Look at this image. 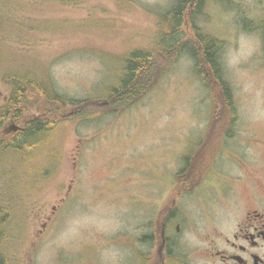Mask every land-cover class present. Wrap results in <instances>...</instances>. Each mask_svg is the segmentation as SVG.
Here are the masks:
<instances>
[{
  "label": "rangeland",
  "instance_id": "374dc122",
  "mask_svg": "<svg viewBox=\"0 0 264 264\" xmlns=\"http://www.w3.org/2000/svg\"><path fill=\"white\" fill-rule=\"evenodd\" d=\"M229 1L218 10L210 4L200 25L224 42L220 61L232 90L235 118L230 121L222 109L211 117L210 125L213 134H218L220 124L229 130L228 147L222 148L218 160L220 169L236 179L251 175L253 167L264 168L262 32L247 31L243 25L244 20L264 24V0ZM32 2L0 0V106L9 93L2 72L22 71L37 60L60 94L71 101H93L89 112L98 115L62 132L58 140L62 159L46 188L39 185L27 191L30 176L26 173L25 178L24 164L18 161L24 171L17 170L21 182L17 188L24 193L17 200L25 213L20 230L14 227L3 249L10 261L121 264V236L133 242L153 215L156 219L173 207L183 209L180 221L186 231L205 229L203 190L198 194L195 184L182 189L177 179L201 139L202 159L207 161L212 139L207 128L208 89L193 75L189 59L180 57L147 95L124 112L102 114V97L117 80L124 44L135 36L149 46L158 16L174 0ZM72 113L65 114L69 118ZM13 127L16 124L4 126L7 139L20 132L21 127ZM48 138L55 146L53 135ZM199 155L188 171L193 182ZM208 160V166H216L214 154ZM13 171L5 168L2 173L9 178ZM236 180L231 182L234 193L243 197L247 192Z\"/></svg>",
  "mask_w": 264,
  "mask_h": 264
},
{
  "label": "trees",
  "instance_id": "16d2710c",
  "mask_svg": "<svg viewBox=\"0 0 264 264\" xmlns=\"http://www.w3.org/2000/svg\"><path fill=\"white\" fill-rule=\"evenodd\" d=\"M33 1L30 4H45L52 0ZM229 2L174 0L169 9L158 16L154 39L149 46L141 45L135 36L130 37L120 57L117 80L102 97V114L118 115L127 110L147 95L180 57H186L193 65L195 78L208 89L211 105L208 130H214L213 124L210 125L214 120L211 117L220 114L222 109L227 111L230 121H233L235 109L232 90L220 61L224 42L200 25L210 4H214L216 7H212L218 10L222 4ZM115 4H121L120 0H116ZM243 25L247 31L261 30L264 50V24H249L244 20ZM28 53L31 54V51ZM1 78L9 93L0 106V264H13L3 249L15 232L14 227L16 231L20 230L18 224L22 222L25 213L17 200L18 195L24 193L17 188V183H21L17 179V170L24 171L25 168V178L27 174L30 176V180L26 179L27 191L35 190L39 185L46 188L52 174L58 171L62 159L58 148L62 132L71 124L90 122L98 113L89 112L93 101H71L60 94L46 68L37 60L26 64L22 71L2 72ZM68 111L73 112L69 118L65 114ZM6 123L21 127L17 136L6 138L3 133ZM220 125L216 129V144L210 143L207 153L210 151V154H216L222 133L228 134L229 130ZM52 135L55 146L48 138ZM203 145L204 142L199 144L197 150L185 159V165L177 178L178 187L194 185L188 171L192 161L196 160V154L198 157L204 151L201 147ZM212 145L215 148H211ZM18 161L24 164V168L19 166ZM44 161L48 164L43 165ZM5 168L7 172L14 170L9 173V178H5L2 173Z\"/></svg>",
  "mask_w": 264,
  "mask_h": 264
},
{
  "label": "flooded vegetation",
  "instance_id": "af4514ba",
  "mask_svg": "<svg viewBox=\"0 0 264 264\" xmlns=\"http://www.w3.org/2000/svg\"><path fill=\"white\" fill-rule=\"evenodd\" d=\"M208 132L212 138L216 136ZM3 133L6 134V129ZM230 138L223 132L217 153H211L203 161L204 151L201 152L194 167L196 179L191 183L196 185L198 194L203 190L206 228L186 231L180 221L184 211L178 207L165 210L156 219L153 215L150 224L140 227L133 242L128 243L121 236V264L125 260L131 264H264V168L253 167L251 175L245 173L237 180L230 178L220 169L218 160ZM208 141L214 143V139ZM213 154L216 166H208ZM233 180L242 182L247 192L243 197L234 193ZM207 181V186L202 187Z\"/></svg>",
  "mask_w": 264,
  "mask_h": 264
},
{
  "label": "water",
  "instance_id": "95a60500",
  "mask_svg": "<svg viewBox=\"0 0 264 264\" xmlns=\"http://www.w3.org/2000/svg\"><path fill=\"white\" fill-rule=\"evenodd\" d=\"M17 128L16 127H13V130H16Z\"/></svg>",
  "mask_w": 264,
  "mask_h": 264
}]
</instances>
